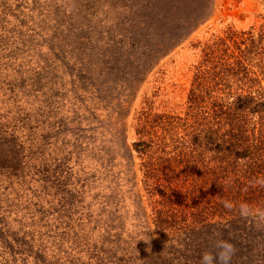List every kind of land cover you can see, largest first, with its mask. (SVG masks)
I'll use <instances>...</instances> for the list:
<instances>
[{"label": "trees", "instance_id": "1", "mask_svg": "<svg viewBox=\"0 0 264 264\" xmlns=\"http://www.w3.org/2000/svg\"><path fill=\"white\" fill-rule=\"evenodd\" d=\"M216 7L0 0V169L34 151L42 178L14 202L7 192L12 206L0 190V264H200L218 239L236 248L230 264H264V17L191 42L180 109L157 89L139 94ZM33 85L30 151L21 104ZM55 253L63 260L33 259Z\"/></svg>", "mask_w": 264, "mask_h": 264}, {"label": "rangeland", "instance_id": "2", "mask_svg": "<svg viewBox=\"0 0 264 264\" xmlns=\"http://www.w3.org/2000/svg\"><path fill=\"white\" fill-rule=\"evenodd\" d=\"M263 17L264 0H217V7L214 15L197 28L182 44L160 60L158 65L150 72L146 81L143 83L139 94L145 89H147L150 94L152 90L157 89L156 92L162 104L169 108L180 109L185 99L184 96L192 73V63L195 62L199 56V48L191 46V42L207 38L213 31H222L227 24H231L235 28H246L250 25L255 26L262 21ZM35 88L36 85H33L29 94L23 95L25 106L21 104V112L25 119L23 135L24 137H29L26 143L29 145L27 148L30 151L34 149L35 145L33 142L37 141V132L32 126L35 125L37 129L39 127L37 126V114H33L35 119H32L29 116L28 110V107L31 105L29 102L32 103L34 99V93L36 92L34 90ZM139 96L140 95H138V99H140ZM71 112L73 113L72 110ZM55 118L56 117L50 116L49 121H54ZM63 124H65L64 131L56 128L51 129L52 132L55 133L54 136L56 138L63 139L67 136L66 132H70V122L67 121ZM127 134V138L132 140L134 136L132 128L127 130ZM35 162L36 155L33 151L20 165H17V168L8 167V169H4L3 167V169H0V190H3L4 201L8 206H12V204L11 199L5 197L7 192L9 197H13V202L15 201L14 198L16 195H30L36 192L42 178L40 176V168L36 166ZM56 163V180H59V176L65 175L68 169L63 167V163L65 162L57 160ZM75 170L78 171L79 174L83 173L80 167L73 169V171ZM35 186L36 189L34 190ZM14 235L15 234H13L10 239L14 237ZM155 235L157 234L154 233V236ZM159 239L163 242L162 238ZM1 259L7 258L0 257V260ZM33 259L58 262L63 260V256L55 253L49 257L37 256ZM15 260L19 262L20 258H16L14 261Z\"/></svg>", "mask_w": 264, "mask_h": 264}, {"label": "clouds", "instance_id": "3", "mask_svg": "<svg viewBox=\"0 0 264 264\" xmlns=\"http://www.w3.org/2000/svg\"><path fill=\"white\" fill-rule=\"evenodd\" d=\"M231 205L226 203L225 207ZM216 251H205L201 256L200 264H230L232 256L236 252L235 246L222 239H218L214 245Z\"/></svg>", "mask_w": 264, "mask_h": 264}]
</instances>
